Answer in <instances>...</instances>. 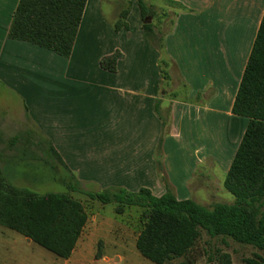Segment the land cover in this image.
Listing matches in <instances>:
<instances>
[{"label":"crops","instance_id":"obj_1","mask_svg":"<svg viewBox=\"0 0 264 264\" xmlns=\"http://www.w3.org/2000/svg\"><path fill=\"white\" fill-rule=\"evenodd\" d=\"M122 1L114 0L116 20L136 0H125V8ZM142 1L149 26L143 34L152 40L146 46L155 71L149 76H143L141 66L122 67V52L115 72L100 67L102 54L89 46L91 35L83 25L99 15L95 11L102 0H86L68 57L8 38L18 0H0V89L5 99L0 103V137L21 136L30 127L47 140L76 183L100 190L144 187L155 196L168 189L177 199L196 201L199 186L207 185L193 181L197 171L205 169L206 176L215 177L213 171L220 169L225 174L245 130L247 119L232 114L231 107L264 16V0ZM167 65L174 69L176 85L162 76ZM126 207L113 215L102 212L94 223L108 228L99 257L82 248L75 252L77 241L71 255L61 258L63 264L128 260L125 252L135 245L142 224L136 212L124 219L131 211ZM88 222L87 216L83 229ZM135 229L127 242L124 233Z\"/></svg>","mask_w":264,"mask_h":264},{"label":"trees","instance_id":"obj_2","mask_svg":"<svg viewBox=\"0 0 264 264\" xmlns=\"http://www.w3.org/2000/svg\"><path fill=\"white\" fill-rule=\"evenodd\" d=\"M136 2L145 32L149 29L147 7L142 0ZM85 3L86 0H18L7 37L68 57ZM127 13L128 10L120 13L115 30L128 27ZM121 57L120 51L115 50L101 57L100 67L115 72ZM231 112L247 119L223 180V187L235 197L233 203L219 202L206 208L192 199H177L168 189L155 196L144 187L137 191L122 187L84 191L103 204L115 203L116 213H121L124 206L142 208V228L135 246L140 255L152 263L195 264L201 231L210 236H227L264 250V210L260 211L258 205L264 198V16ZM51 152L59 159L52 148ZM158 167L161 171L159 160ZM86 221L87 214L80 201L67 193L37 194L15 187L5 180L0 166V226L14 230L55 256L66 259L75 248ZM95 256L99 257L100 252L97 251ZM247 262L255 264L252 260ZM212 264L233 263L229 254L221 253Z\"/></svg>","mask_w":264,"mask_h":264},{"label":"rangeland","instance_id":"obj_3","mask_svg":"<svg viewBox=\"0 0 264 264\" xmlns=\"http://www.w3.org/2000/svg\"><path fill=\"white\" fill-rule=\"evenodd\" d=\"M144 1L150 3V0ZM122 2L120 7L125 8V0ZM113 4L114 0H102L101 6H96L95 13L98 12L99 15L89 19L90 22L85 19L83 30L86 28V32L91 35L88 42L89 46L96 53H101L102 57L109 55L112 51L119 50L124 54L122 67H128L129 65L141 66L143 76H149L151 72L154 74L152 55L146 46V44H151L152 40L150 36L144 35L141 29V16L137 2H134L133 9L132 7L128 9L127 23L129 28L122 31L120 29L115 30L114 25L120 17V13L126 9L120 11L116 20L117 15L114 14ZM155 12L154 16L159 19L160 10L155 9L153 13ZM164 20L167 23L169 18ZM163 25V27H167L168 24ZM166 69V71L163 70V78L169 81L172 80L173 85H176L178 79L173 72L174 69L168 65ZM4 97L6 96L4 95ZM1 99L5 100L0 89V103ZM29 128L26 127L21 136L0 137V166L5 180L15 187L28 189L37 194L45 192L67 193L73 199L80 201L89 217V222L87 227L82 230L75 252L80 251V248L83 249L84 253L92 256L97 251L102 252L108 228L106 229L103 225H93L98 222L100 213L113 215L116 204L113 202L103 204L98 199H92L84 193V191H100V189L96 185L76 183L62 164L56 160L48 147L47 140L36 131H29ZM160 150L162 152L161 146ZM169 153V163L173 164L174 156L171 152ZM206 172L205 169H199L196 176L193 177V181L197 184L207 183L206 188L199 186L198 191H201L198 192L195 202L206 208H211L219 202L233 203L235 197L223 187L224 172L215 169L213 171L215 177L206 176ZM70 187H73V189H70ZM166 187L170 188L169 185H166ZM176 187L182 189L180 185ZM258 205L260 211H263L264 198L261 199ZM126 208L131 211L125 213L124 219L132 217L136 212L135 215L139 223L142 224V208L135 205ZM0 228L4 234H0V239H2V242H0V264H52V261H55L56 264H63V259L38 244L27 241L16 231L5 227ZM136 232L135 229L133 232L124 233L125 240L131 242ZM195 253V264H212L216 262L221 253L229 254L233 264H248V260L254 261L255 264H264L263 249H259L252 244L237 242L227 236H210L205 231H201ZM125 255L128 260H122L115 264H154L138 253L133 242L128 246Z\"/></svg>","mask_w":264,"mask_h":264},{"label":"water","instance_id":"obj_4","mask_svg":"<svg viewBox=\"0 0 264 264\" xmlns=\"http://www.w3.org/2000/svg\"><path fill=\"white\" fill-rule=\"evenodd\" d=\"M26 240L29 241L30 239L27 238Z\"/></svg>","mask_w":264,"mask_h":264}]
</instances>
